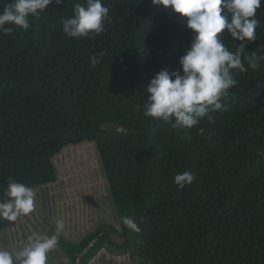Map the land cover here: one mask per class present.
Returning <instances> with one entry per match:
<instances>
[{
    "label": "trees",
    "instance_id": "obj_1",
    "mask_svg": "<svg viewBox=\"0 0 264 264\" xmlns=\"http://www.w3.org/2000/svg\"><path fill=\"white\" fill-rule=\"evenodd\" d=\"M11 2L0 0V10ZM102 2L111 19L95 37L62 30L85 0H53L28 30L0 32V198L9 180L56 182L53 158L91 143L119 226L99 223L76 242L60 235L69 264H89L103 249L141 264H264V60L234 72L213 121L174 129L145 116L147 86L160 70L180 69L194 33L152 0ZM256 18L245 51L264 56V3ZM221 38L235 52L240 41ZM183 172L196 179L179 189Z\"/></svg>",
    "mask_w": 264,
    "mask_h": 264
},
{
    "label": "clouds",
    "instance_id": "obj_2",
    "mask_svg": "<svg viewBox=\"0 0 264 264\" xmlns=\"http://www.w3.org/2000/svg\"><path fill=\"white\" fill-rule=\"evenodd\" d=\"M62 2L55 0L56 4ZM52 3L53 0H12L0 10V32L8 34L12 26L28 30L29 17H39ZM152 3L178 13L194 38L179 58L180 69H162L150 80L145 116L163 121L174 129H191L204 118L213 121L212 113L225 109L223 99L237 84L234 72L256 70L264 60V56L245 51L248 44L257 40V10L264 0H152ZM109 11L102 0L76 3L73 15L61 21L62 30L75 39L98 36L105 31V22L111 19ZM225 31L231 39L240 41L235 52L230 51L221 38ZM90 59L93 67L99 63L97 56ZM242 59L247 61V67ZM195 179L193 174L183 172L174 176V183L183 189ZM36 195L34 188L9 180L0 198V219L15 222L21 216L30 215L35 210ZM121 220L131 232L141 231L133 218L123 216ZM64 228V221L58 219L51 236H29L18 250L0 247V264H48V254L58 246ZM65 264H69L67 259Z\"/></svg>",
    "mask_w": 264,
    "mask_h": 264
},
{
    "label": "rangeland",
    "instance_id": "obj_3",
    "mask_svg": "<svg viewBox=\"0 0 264 264\" xmlns=\"http://www.w3.org/2000/svg\"><path fill=\"white\" fill-rule=\"evenodd\" d=\"M57 181L37 187L35 210L15 222L0 219V247L18 250L34 235H49L56 221L65 224L60 234L65 240L78 241L99 223L119 226L108 200L106 180L91 143L66 146L53 158ZM65 254L56 247L48 254V264H65ZM141 264L128 255L116 256L101 250L89 264Z\"/></svg>",
    "mask_w": 264,
    "mask_h": 264
},
{
    "label": "water",
    "instance_id": "obj_4",
    "mask_svg": "<svg viewBox=\"0 0 264 264\" xmlns=\"http://www.w3.org/2000/svg\"><path fill=\"white\" fill-rule=\"evenodd\" d=\"M173 120H174V118H173Z\"/></svg>",
    "mask_w": 264,
    "mask_h": 264
}]
</instances>
